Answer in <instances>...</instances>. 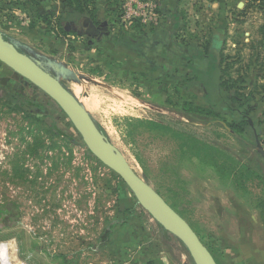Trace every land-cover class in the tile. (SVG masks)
<instances>
[{"label":"rangeland","instance_id":"obj_1","mask_svg":"<svg viewBox=\"0 0 264 264\" xmlns=\"http://www.w3.org/2000/svg\"><path fill=\"white\" fill-rule=\"evenodd\" d=\"M71 2L75 12L65 0H0V34L68 91L78 87L90 117L216 264H264V161L219 125L229 116L194 113L220 108L212 58L222 92L251 93L264 108V0H80V10ZM127 4L139 20L123 21ZM86 20L105 22L109 34L87 44ZM71 22L81 35L66 31ZM253 119L264 149V115ZM234 129L255 144L245 124ZM207 147L228 157L232 176L201 162L214 154ZM3 203L19 213L15 227L0 223L14 264H194L56 103L0 63Z\"/></svg>","mask_w":264,"mask_h":264},{"label":"water","instance_id":"obj_2","mask_svg":"<svg viewBox=\"0 0 264 264\" xmlns=\"http://www.w3.org/2000/svg\"><path fill=\"white\" fill-rule=\"evenodd\" d=\"M86 22L90 21L86 20ZM0 63L39 89L56 103L71 122L91 155L123 181L132 192L137 203L165 232L177 238L184 245L194 264H216L212 254L204 246L186 220L144 178L140 177L130 167L122 153L99 130L94 120L76 98L56 78L43 70L28 55L19 51L1 34ZM221 123L234 138L238 140L242 139L238 134L226 127L223 122ZM245 143L252 146L264 161V149L257 136L255 137L254 145L246 141Z\"/></svg>","mask_w":264,"mask_h":264},{"label":"trees","instance_id":"obj_3","mask_svg":"<svg viewBox=\"0 0 264 264\" xmlns=\"http://www.w3.org/2000/svg\"><path fill=\"white\" fill-rule=\"evenodd\" d=\"M75 1L77 4V7L80 10V6H81L80 0H75ZM65 2L67 5L66 8L69 9L71 12H75V10L71 7L72 6L71 0H65ZM209 49H211V51L213 50V52L216 53V51H214V48H211V46ZM201 57L203 59L206 56H201ZM209 58H212V56L210 55ZM212 59H213V63L211 61L210 68L211 70L212 69L215 70V72L218 74L216 94H217V100L219 102L220 108L218 109L213 108L214 110L212 111H206L205 109H202L200 107H194V113H197L199 115H203V114L204 115H207V114L227 115L232 119V123L230 125H227L226 123L223 122L226 125V127L234 131L235 130L234 128L237 125L245 124L252 131L254 138H255L258 135L256 133V127H255L256 122L254 121L253 118L256 115V119H257L256 121L259 122L262 116L264 115V108L262 107V110H261V107L253 103L254 99L251 93L248 95L237 96L230 92H227V93L222 92V88L224 87V84H225V81L222 75V70L218 68V65H217L218 61H216L217 59L216 60L215 58H212ZM1 98L9 101L11 104H17V103H20L21 105L24 104V100L22 98L18 99L16 95L11 92L4 91ZM215 105L217 107V104ZM96 125L99 128V130L102 131L104 135H106L103 129L98 124ZM219 125L221 127H224V125L221 122H219ZM77 135L80 138L82 145L85 147L78 133ZM239 141L245 145H248L245 143V140L243 138ZM207 148L211 151L210 153H214V154L201 158L200 159L201 162L207 164L208 166L213 167L220 174L228 178L232 176L233 175L232 170H234V167H230L228 165V157H225L223 152L219 153L218 150H213L209 147ZM18 218H19L18 208L14 203H3L0 205V223H2L3 228L13 227L18 222ZM107 230L110 233V229L106 227L102 233V237L103 236L105 237L109 234ZM100 244L102 245L101 242L99 243V245ZM149 262H150L149 260H146L147 264H150Z\"/></svg>","mask_w":264,"mask_h":264},{"label":"flooded vegetation","instance_id":"obj_4","mask_svg":"<svg viewBox=\"0 0 264 264\" xmlns=\"http://www.w3.org/2000/svg\"><path fill=\"white\" fill-rule=\"evenodd\" d=\"M94 27H93V26ZM89 23V22H82L81 27L86 28V35L88 36L87 38V44L91 45L94 41H100L103 37L109 34V27L105 22H99L97 24L94 23ZM66 31H73L75 33L82 34V31H78V29L75 26V23L71 22L68 23L65 26Z\"/></svg>","mask_w":264,"mask_h":264},{"label":"bare ground","instance_id":"obj_5","mask_svg":"<svg viewBox=\"0 0 264 264\" xmlns=\"http://www.w3.org/2000/svg\"><path fill=\"white\" fill-rule=\"evenodd\" d=\"M75 86V85H74ZM69 90V92L76 98V100L81 104V106L86 110L88 113L89 111V105L86 101L83 99V95L80 94L78 91V87H74ZM0 264H14L12 257H11V251H10V241L7 243H0Z\"/></svg>","mask_w":264,"mask_h":264},{"label":"built area","instance_id":"obj_6","mask_svg":"<svg viewBox=\"0 0 264 264\" xmlns=\"http://www.w3.org/2000/svg\"><path fill=\"white\" fill-rule=\"evenodd\" d=\"M122 16L123 21L129 22L131 19L139 20L142 15L138 11L133 10V8L129 7L127 4L126 9L124 10V14H122Z\"/></svg>","mask_w":264,"mask_h":264},{"label":"crops","instance_id":"obj_7","mask_svg":"<svg viewBox=\"0 0 264 264\" xmlns=\"http://www.w3.org/2000/svg\"><path fill=\"white\" fill-rule=\"evenodd\" d=\"M172 18H173V19H176V15H173ZM161 26H162V24H161ZM172 26H173V27H176V22H175V23H172ZM160 28H163V27H160ZM161 30H164V29H161ZM162 33H163V31H162ZM213 39H216V36H215V35H214V38H213ZM108 40H109L111 43H116L115 39H112V37H110V39H108ZM101 41H102V40H101ZM213 44H214V41L211 40V44H210L211 47L213 46ZM214 51H217V49L214 48ZM138 53H139V54L141 53L140 55H142V52H138ZM203 59H205V58H203ZM18 222H19V218H18ZM18 222H17L16 224H18ZM16 224H15V225H16ZM14 227H15V226H14ZM7 242H9V241H7ZM7 242H5V243H7ZM3 243H4V242H3Z\"/></svg>","mask_w":264,"mask_h":264}]
</instances>
